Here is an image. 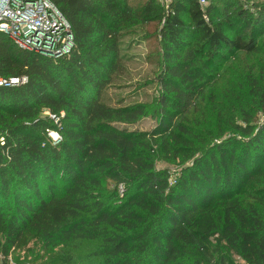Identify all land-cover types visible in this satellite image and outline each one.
<instances>
[{"label":"trees","instance_id":"trees-1","mask_svg":"<svg viewBox=\"0 0 264 264\" xmlns=\"http://www.w3.org/2000/svg\"><path fill=\"white\" fill-rule=\"evenodd\" d=\"M50 1L70 24L68 54L55 59L0 32V73L27 77L0 86L4 263L12 249L79 239L98 243L103 264H264V122L254 129L245 119L243 137L194 145L175 121L214 65L259 49L264 0ZM148 25L140 36L155 39L160 56L157 95L151 105H112L103 94L122 73V43ZM252 84L264 110V87ZM148 114L156 128L126 127ZM159 158L177 163L173 176ZM253 174L262 186L245 191Z\"/></svg>","mask_w":264,"mask_h":264},{"label":"rangeland","instance_id":"rangeland-1","mask_svg":"<svg viewBox=\"0 0 264 264\" xmlns=\"http://www.w3.org/2000/svg\"><path fill=\"white\" fill-rule=\"evenodd\" d=\"M130 1L136 3V0ZM211 1L219 4L221 0ZM134 32L136 33L127 36L122 43L123 51L128 49L122 73L103 94V99L112 105L136 102L151 105L153 97L157 95L158 85L152 81L159 71L160 56L155 50V39H141L140 36L143 33H152L153 25L137 28ZM130 39V46H126ZM210 73V81L204 93L195 99V104L184 116L175 118V121L180 120L194 133V145H198L200 140H204L205 145L232 136L243 137L236 127L245 125V119L254 129L264 122V110L249 92L253 87V79H256L257 85L264 87V33L259 38L257 51L249 54L235 53L221 64L214 65ZM44 114L53 117L47 111H44ZM156 124L157 120L148 114L126 127L148 131L156 128ZM169 129L173 130L172 125ZM48 134L54 143L59 141L56 140L59 134L55 131ZM155 164L159 169L167 168L172 176L177 169L176 162H167L161 158L156 159ZM260 186L262 184L257 180V175L253 174L243 189L249 191ZM97 246L98 243L94 241L59 239L44 247L33 245L30 249H12L5 263L0 253V264H103L102 256L96 254ZM234 259L240 264H246L238 257Z\"/></svg>","mask_w":264,"mask_h":264},{"label":"built area","instance_id":"built-area-1","mask_svg":"<svg viewBox=\"0 0 264 264\" xmlns=\"http://www.w3.org/2000/svg\"><path fill=\"white\" fill-rule=\"evenodd\" d=\"M160 1L168 7L171 0ZM197 1L201 6L206 3V0ZM0 32L14 38L19 47L50 57L68 54L74 45L69 22L50 0H0ZM26 81L25 75L5 77L0 73L2 87H14Z\"/></svg>","mask_w":264,"mask_h":264}]
</instances>
